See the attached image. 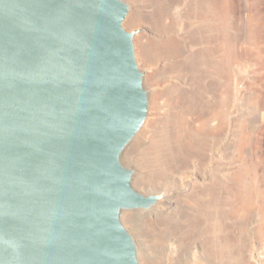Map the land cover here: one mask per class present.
Segmentation results:
<instances>
[{
    "label": "water",
    "instance_id": "1",
    "mask_svg": "<svg viewBox=\"0 0 264 264\" xmlns=\"http://www.w3.org/2000/svg\"><path fill=\"white\" fill-rule=\"evenodd\" d=\"M121 0H0V264H139L121 153L148 107Z\"/></svg>",
    "mask_w": 264,
    "mask_h": 264
},
{
    "label": "rangeland",
    "instance_id": "2",
    "mask_svg": "<svg viewBox=\"0 0 264 264\" xmlns=\"http://www.w3.org/2000/svg\"><path fill=\"white\" fill-rule=\"evenodd\" d=\"M121 1L150 113L121 162L158 197L121 213L139 264H264V0Z\"/></svg>",
    "mask_w": 264,
    "mask_h": 264
},
{
    "label": "bare ground",
    "instance_id": "3",
    "mask_svg": "<svg viewBox=\"0 0 264 264\" xmlns=\"http://www.w3.org/2000/svg\"><path fill=\"white\" fill-rule=\"evenodd\" d=\"M198 18H201L200 16H198ZM133 19V17L132 16H128V15H126L125 16V19H124V21H123V25L125 24V23H129V22H131V20ZM208 47V46H207ZM149 121H150V113H149V111H148V113H146V117H145V120H144V122H143V124L141 125V127L139 128V130H138V132L139 131H144V130H146V128H147V126H148V124H149ZM206 122H202V124L199 126V129H198V131H197V134L199 135V136H202V137H204L203 135L205 134V127H206V124H205ZM219 131L220 130H216V134H218L219 133ZM209 132V131H208ZM207 132V133H208ZM137 133V132H136ZM245 134V133H244ZM136 135V134H135ZM135 135L133 136V138L129 141V143L125 146V148L123 149V151H122V153H121V157H123V155H125L127 152H128V150H130V148L133 146V144H134V140L136 139L135 138ZM215 135V134H214ZM244 144H246V143H244ZM244 146V145H243ZM129 210L127 209V210H123V211H121V213L122 212H128Z\"/></svg>",
    "mask_w": 264,
    "mask_h": 264
}]
</instances>
